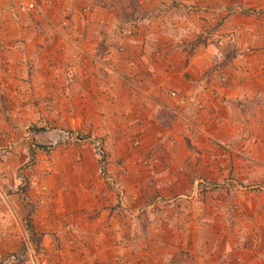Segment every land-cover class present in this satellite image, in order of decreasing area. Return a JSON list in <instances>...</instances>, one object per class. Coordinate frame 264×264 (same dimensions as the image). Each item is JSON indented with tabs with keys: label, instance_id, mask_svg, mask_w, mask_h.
Returning a JSON list of instances; mask_svg holds the SVG:
<instances>
[{
	"label": "crops",
	"instance_id": "obj_1",
	"mask_svg": "<svg viewBox=\"0 0 264 264\" xmlns=\"http://www.w3.org/2000/svg\"><path fill=\"white\" fill-rule=\"evenodd\" d=\"M5 1H0V179L5 170L29 176L22 200L32 205L48 252L55 247L51 237L57 226L68 229L62 254L44 259L63 257L65 264H180L172 256L179 248L170 236L175 225L162 226L160 248L152 257L136 252L139 243L150 241H136L131 227L118 229L113 221L118 196L101 175L102 167L113 171L119 155L131 152L133 157L129 144L138 137L160 146L162 166L152 177L162 184L166 199L175 195L168 183H175L178 191L183 178H192L194 169L205 165H221L224 171L244 167V182L255 167L253 182L264 181L257 172L264 168V148L239 136L255 135L259 144L264 136V10H231L230 0H181L188 9L183 8L186 15L177 21L183 27L221 21L223 33L240 31L238 49L225 51L222 65L214 66L210 45L187 48L195 36L175 34L162 28V22L155 32L150 18L140 24L139 33L125 37L115 32L119 18L108 8L110 15L74 16L66 34L56 20L47 18L48 8L70 6V0L40 1L39 13L21 14L19 19L11 16L13 0ZM72 5L81 6L74 0ZM69 69L76 73L73 81L66 78ZM5 88L11 91L9 99L2 95ZM172 90L177 92L174 97ZM42 126L45 130L38 129ZM73 131L79 139L68 134ZM94 137L103 138L109 158L108 152L104 160L99 157ZM33 141L51 144L45 156L38 151L33 155ZM237 145L245 146L244 156ZM252 146L257 151L250 158ZM180 165L185 171L177 178L169 166ZM133 181L126 183L127 190ZM2 187L0 182V210L9 212L6 205L10 201L16 208L20 193L4 196ZM127 192L133 203V192ZM2 240L6 250L19 248L17 240ZM227 246L232 250L208 263H253L246 248Z\"/></svg>",
	"mask_w": 264,
	"mask_h": 264
},
{
	"label": "rangeland",
	"instance_id": "obj_2",
	"mask_svg": "<svg viewBox=\"0 0 264 264\" xmlns=\"http://www.w3.org/2000/svg\"><path fill=\"white\" fill-rule=\"evenodd\" d=\"M0 1L3 5L8 3V1ZM40 1L43 0H38L39 7L42 6ZM70 1V6L58 3L48 8L51 11L48 13V19L56 20L55 22L59 23L60 27L65 21L68 22V26L62 29L66 34L71 30V19L74 16H88L91 13L98 14L99 12L110 15L108 13L110 12L109 8L119 18L117 26L114 27L118 34L130 37L139 33L140 24L145 23L146 19L150 18V21L154 22L155 27L152 28L155 32L158 31V26L162 22V28L175 34L181 32L182 35L195 36V38L190 39L191 42L187 48L209 47L210 45L214 66L222 65L225 51L228 49L234 51L239 47L237 40L240 31L223 33L221 21H213V24L205 21L202 25L188 24L187 27L179 24L177 22L180 21L179 18L186 15L183 8L188 10L186 6L183 7L187 4L181 0H150L149 3L146 0H74L76 4L77 2L78 5L81 4L79 7L72 5L73 0ZM230 1L232 2L231 10L251 14L264 10V0H237V4H234V0ZM84 7H87V11H84ZM128 29H132L131 35L127 34ZM100 30L104 31L102 27ZM142 31L145 32V27L142 28ZM224 46L226 47L224 48ZM216 52L218 54H215ZM71 70L74 71V69ZM75 74L74 71V80ZM1 90L4 92L2 95L9 99L10 89ZM73 121L75 120L73 119ZM262 127L264 128V121ZM45 128L42 126L38 129L45 130ZM72 133L77 135L76 131ZM75 135L74 137H76ZM239 136L242 142H245L243 139L248 137L252 145H260L259 148H264V136L261 144L258 142L259 137L255 135L244 136L241 134ZM136 141L139 142L136 143ZM33 142L35 143L33 155L38 151L45 156L51 144L45 141ZM148 143L143 142L138 137L134 138L129 144V149L134 148L133 157L131 152L117 155L118 158L114 160L118 162V165H115L117 168L111 171L109 167H104L101 171V175L118 196V215L116 219H113L117 222L118 229L131 227L134 230L136 241H150L144 245L139 243L136 252L142 253L144 251L143 257H152L154 251L160 248L157 240H162V226L168 225L172 229L175 225L177 229L170 232V236L179 248L174 250L172 256L177 258L180 264H209L208 262H211L214 256L221 259L223 251L232 250L228 248V242L230 246L233 245L236 249L246 248L248 255L253 256V263L251 264H264V181L261 180L260 184L253 182L258 168L251 167V174L247 176L248 181L244 182V177H246L242 169L244 167L232 166L230 170L225 168V171L221 165L213 168H209L207 165H205L206 167H197L193 171L192 178L187 180L183 178L182 183L178 182V191L173 187L175 183H168L167 187L175 195L166 199L162 195V184L152 177L156 174L155 171L159 173L162 166V159L158 157L157 152L158 148L160 150V146L159 144L147 145ZM244 150V145H237V151H241L243 156ZM254 151L257 149L252 146L250 154L248 153L251 155L250 158L256 157ZM107 152L109 158V149ZM33 157L31 158L32 162ZM247 157L245 156V158ZM169 168L177 178L180 173L185 171V167L181 165L177 168L170 166ZM257 172L261 179H264V168L259 167ZM44 173L43 171L42 174ZM2 175L4 176H1L0 182L3 183L1 191L4 196V192L9 194L20 193V195L16 197L18 202L16 208L13 209L9 201V205H6L9 212L0 210V264H65L63 257L53 261L51 258L44 259V256L62 254L63 232L68 230L65 228L66 226L60 223L53 231L54 237L51 239H53L55 247L50 250L51 252H48L44 245L45 234L35 226L32 205L29 201L22 200L21 192L25 194L30 185L29 176L20 171L7 173L6 170L2 172ZM213 175L215 177H212ZM110 178L114 179V183L117 181L118 185L112 184ZM132 178L134 181L129 184V190H127L126 183ZM127 191L133 192L131 198L134 204L129 199L130 196H128ZM174 206L177 208L176 210ZM104 220L105 217H103V224ZM31 222L34 226L33 230L30 227ZM104 227L105 225L102 226V228ZM60 231L62 236L57 235V232ZM163 234L165 235V233ZM5 238L17 240L19 248L15 251L6 250L2 246L4 243L2 239ZM119 241L121 242L120 239ZM97 249L99 246L95 245L94 250ZM255 258L257 262H255ZM152 260L154 263L159 261L157 257Z\"/></svg>",
	"mask_w": 264,
	"mask_h": 264
},
{
	"label": "built area",
	"instance_id": "obj_3",
	"mask_svg": "<svg viewBox=\"0 0 264 264\" xmlns=\"http://www.w3.org/2000/svg\"><path fill=\"white\" fill-rule=\"evenodd\" d=\"M5 1V0H4ZM10 3V2H9ZM10 12H11V16L14 19H19L21 14H26V15H36L37 13H39L40 11V7H39V3L38 0H16L15 1V5H13L12 1L10 3ZM84 11H87V7H84ZM68 22H64V24L62 23L61 27H66L68 26L67 24ZM127 34L131 35L132 34V29H128L127 30ZM232 40H235V38H232ZM215 54H218V52H216ZM67 78L70 81H73L74 79V72L73 70L69 69L67 72ZM177 92L172 90L171 91V96H176ZM70 136L72 135L71 133H68ZM76 138H80V135H77ZM139 141H136V143H138ZM93 144L95 147V151L99 154V157L104 160L107 157V147H106V143L103 140L102 137H94L93 138ZM104 168V167H102ZM110 181L112 184H116L118 185V182L116 181V183H114V179L110 178ZM65 233V232H63ZM58 236H62L61 231L58 233Z\"/></svg>",
	"mask_w": 264,
	"mask_h": 264
},
{
	"label": "trees",
	"instance_id": "obj_4",
	"mask_svg": "<svg viewBox=\"0 0 264 264\" xmlns=\"http://www.w3.org/2000/svg\"><path fill=\"white\" fill-rule=\"evenodd\" d=\"M30 227H31L32 230L34 229V226H33L32 222L30 223Z\"/></svg>",
	"mask_w": 264,
	"mask_h": 264
}]
</instances>
